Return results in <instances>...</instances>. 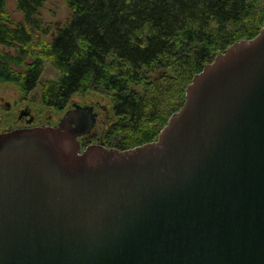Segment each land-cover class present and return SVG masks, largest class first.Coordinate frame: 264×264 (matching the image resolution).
<instances>
[{"label": "water", "instance_id": "water-1", "mask_svg": "<svg viewBox=\"0 0 264 264\" xmlns=\"http://www.w3.org/2000/svg\"><path fill=\"white\" fill-rule=\"evenodd\" d=\"M97 117L0 134V264H264V25L156 140L83 148Z\"/></svg>", "mask_w": 264, "mask_h": 264}, {"label": "trees", "instance_id": "trees-1", "mask_svg": "<svg viewBox=\"0 0 264 264\" xmlns=\"http://www.w3.org/2000/svg\"><path fill=\"white\" fill-rule=\"evenodd\" d=\"M46 1L16 0L23 14L16 22L0 0V78L33 86L49 63L60 75L43 85L42 99L59 113L75 95L105 97L111 122L92 133L95 141L81 138L83 148L96 142L124 150L156 140L183 107L193 77L264 25V0H66L71 18L47 42ZM14 43L17 57L2 51ZM29 54L34 62L16 72L12 63Z\"/></svg>", "mask_w": 264, "mask_h": 264}, {"label": "flooded vegetation", "instance_id": "flooded-vegetation-1", "mask_svg": "<svg viewBox=\"0 0 264 264\" xmlns=\"http://www.w3.org/2000/svg\"><path fill=\"white\" fill-rule=\"evenodd\" d=\"M15 20V19H14ZM20 22V21H16ZM43 26V32L49 31L48 27ZM64 26V25H63ZM61 26V27H63ZM58 27L57 29L61 28ZM57 30L55 32H50L52 35V39L56 36ZM49 35H45V38ZM47 40V38H46ZM41 39L39 37L34 38L35 48H38L40 45ZM3 52L8 53L9 55L16 56L18 55L19 47L17 43H14V46H1ZM35 56L33 54H29L24 57L23 62L18 65L14 62L12 63V68L16 72L27 71L29 66L34 62ZM47 64L45 65L46 69ZM45 69L42 74L39 76L38 80L35 82L33 86H22L21 83L16 79H1L0 84L2 83H11L15 84L14 90H10V95L2 94L0 95V134L22 130V129H30L36 127H59L60 121L64 116L65 112L72 108H68L63 116L59 119H54L52 116L46 115L49 107L46 106L42 99V87L47 81L50 79H43V75L45 73ZM74 102H72L73 104ZM84 105V104H83ZM95 111L98 113L97 123L101 118L102 111L100 110L101 104L98 102L94 103ZM110 111L107 109L106 116L109 117ZM97 125V124H96ZM95 128V127H94ZM93 133V131H92ZM87 135L88 137L92 135ZM87 136H83L87 137Z\"/></svg>", "mask_w": 264, "mask_h": 264}, {"label": "rangeland", "instance_id": "rangeland-1", "mask_svg": "<svg viewBox=\"0 0 264 264\" xmlns=\"http://www.w3.org/2000/svg\"><path fill=\"white\" fill-rule=\"evenodd\" d=\"M7 8L9 11L10 16L15 19V21H22L23 14L18 10L16 0H7ZM72 15L71 8L69 7L66 0H47L43 7L40 9V18L42 23L45 27H48L49 31L47 40L45 38V33H39V36L42 34L45 41L50 42L52 39V35H50V32H55L58 30V27L63 26L68 20H70ZM60 73L53 68L49 63H47L45 73L43 75V79H57L59 77ZM15 84L13 82L11 83H2L0 84V95L7 94L10 95V90H14ZM72 102H77L81 104H94L98 102L102 106H100V110L102 111L101 118L99 119V122L93 129V132L95 134H99L101 130L105 127V122L110 123L111 119H108L106 121V111L107 109L111 108L110 102L102 96H80L75 95L71 99L68 108L72 105ZM112 113V111H111ZM46 115L52 116L54 119H59L63 116V112L59 113L56 112L54 109L49 108L46 112ZM92 138V135L90 136ZM91 141H95L94 138H92ZM96 144V142H91L88 145Z\"/></svg>", "mask_w": 264, "mask_h": 264}]
</instances>
